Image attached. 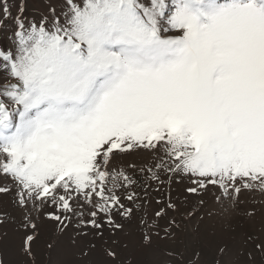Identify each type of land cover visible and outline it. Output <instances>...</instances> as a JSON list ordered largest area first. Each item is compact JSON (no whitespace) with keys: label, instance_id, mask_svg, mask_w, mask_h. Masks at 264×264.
Segmentation results:
<instances>
[{"label":"snow or ice","instance_id":"snow-or-ice-1","mask_svg":"<svg viewBox=\"0 0 264 264\" xmlns=\"http://www.w3.org/2000/svg\"><path fill=\"white\" fill-rule=\"evenodd\" d=\"M28 3L0 0V196L33 230L25 254L42 213L72 243L134 225L151 246L264 197V0H44L31 18Z\"/></svg>","mask_w":264,"mask_h":264},{"label":"rangeland","instance_id":"rangeland-1","mask_svg":"<svg viewBox=\"0 0 264 264\" xmlns=\"http://www.w3.org/2000/svg\"><path fill=\"white\" fill-rule=\"evenodd\" d=\"M7 3L15 11L17 0H7ZM43 3L44 0H29L28 17L36 15V9L42 7ZM150 159L151 153L133 152L122 159V165L126 167L136 164L139 167ZM5 182L4 178L0 177V185ZM189 182V178L185 177L177 186L178 189L182 191L183 186ZM8 183L10 185V182ZM152 195L156 196L155 193ZM214 196L213 192L204 197L209 207L213 206ZM244 199L245 202L235 209L225 203L226 225L214 223L213 226L202 227L198 231L189 227L176 242L154 238L151 246L143 243L141 230L134 225L118 236L119 244L116 245H112V238H108L109 243L105 244L103 240L93 239L91 236L77 237L76 242L72 243L70 234H59L55 223L46 219L42 213L36 219V238L32 242V254L27 255L24 252V238L32 234L33 230L23 227L22 214L13 205L12 196H0V217L6 218V222L0 224V261L3 264H188L193 253L199 251L200 264H216L217 260L219 264H264V253L255 247L258 241L248 239L253 236L258 237L259 241H264V197L254 193ZM156 207L153 199L148 212L151 213ZM53 210L49 207L44 211ZM215 211L223 210L216 204ZM253 211L254 217L246 215ZM93 243L96 247H89ZM221 246L227 249L223 256L218 254ZM108 247L115 248L118 254L116 259L106 255L105 249Z\"/></svg>","mask_w":264,"mask_h":264}]
</instances>
